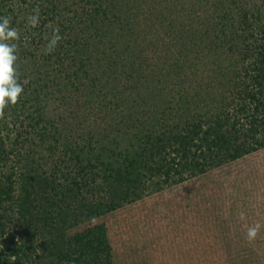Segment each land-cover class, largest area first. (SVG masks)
Masks as SVG:
<instances>
[{
  "label": "trees",
  "instance_id": "1",
  "mask_svg": "<svg viewBox=\"0 0 264 264\" xmlns=\"http://www.w3.org/2000/svg\"><path fill=\"white\" fill-rule=\"evenodd\" d=\"M41 1V7H57L51 13L57 18L53 29L59 28L63 39L51 55L62 60L63 72L54 74H65L66 106L84 102L89 113L90 103L99 107L91 114L79 107L87 116L86 131L71 126L75 125L73 115L66 118L72 121H65V126L70 124L65 131L49 120L45 131L36 129L37 135L24 137L30 149L45 144L47 137L70 144L69 137L78 136L93 150L84 160L91 161L93 153L98 156L110 172L107 184L116 193L132 183L151 189L177 184L264 148V0ZM5 2L0 0V17H11V13L4 15L9 11ZM22 13L15 14L22 17ZM17 18L11 20L20 33L17 55L23 56L21 61L29 57V63L40 52L44 54L46 40L36 39L37 28L27 27V18L20 22ZM31 72L26 85L36 88L22 94L17 104L25 106L33 97L46 114L47 100L56 91L55 80ZM26 141L18 140L20 149L13 152L26 167L19 173L23 188L18 193L32 206L40 201V208L43 198L34 192L36 181L47 176L54 191L64 184L58 181L61 176L45 175L40 166L35 167V152L22 150ZM11 154L5 148L0 162ZM17 169L6 171L4 180L17 174ZM12 179L17 182L18 178ZM2 182L0 193L7 192ZM65 196L56 191L49 200L63 210L59 201ZM131 199L123 194L109 206ZM43 200L48 202L46 196ZM1 201L0 197V221L6 210L1 214ZM25 222H15L0 233V264H13V256L14 264H64L60 246L49 251L42 244L39 253L30 241V230L23 228ZM13 226L20 228L17 236L5 237Z\"/></svg>",
  "mask_w": 264,
  "mask_h": 264
},
{
  "label": "rangeland",
  "instance_id": "2",
  "mask_svg": "<svg viewBox=\"0 0 264 264\" xmlns=\"http://www.w3.org/2000/svg\"><path fill=\"white\" fill-rule=\"evenodd\" d=\"M5 1V5H9L5 10L9 11L6 10L4 15L11 13V20L18 16V22L25 21L24 18L38 6L40 19L35 27L37 30H34L36 39L51 35L53 25L57 23L56 16L52 17L51 13H55L57 7L53 9L51 4L41 7L44 2L41 0H12L15 5H11V0ZM18 11L23 12L22 17L15 14ZM30 39L28 37L29 42ZM28 53L34 54L33 51ZM45 55L40 52L29 63H26L29 57L21 61L23 56H19L16 67L25 95L28 90L36 88V85L30 88L26 85L32 70L43 73L49 81L55 80L52 86L55 94L47 100L46 106L44 102L46 114H43L41 102L31 97L25 101V106L10 105L0 117V159L5 148L12 153L10 159L0 162V181L7 190L0 193L1 214L6 208L0 221L1 235L10 225L25 220L23 228L30 230V241L38 246L39 253L42 244L49 251L60 246L64 264H264V148L177 184L151 189L132 183L120 187L115 193V188L107 184L111 180L110 172L97 160L98 156L93 153L91 161L84 160V155L93 150L78 136L75 139L69 137V142L73 139L72 144L54 143L47 137L46 143L38 148L30 149L27 145L24 137H33L39 130L45 131L49 120L59 123L64 131L70 127V124L65 126V121L72 120L75 125L71 126L88 130L87 116H82L81 111L86 107L87 111L83 113L91 114L99 107L90 103L91 113L84 102L68 108L65 104V74H61L62 77L54 74L63 72L62 60L51 54H47L51 57L44 60ZM70 115L73 119H66ZM94 118L89 117V122ZM20 139L26 141L23 152L26 153L27 148L35 152L38 160L35 167L40 166V172L45 175L61 176L58 181L64 184L63 188L58 186L54 191L47 176L39 178L34 192L36 196L48 199V202L41 199L43 206L40 208V201L33 203V207L22 195L19 196L23 188L19 173L26 167L13 152L19 151L16 142ZM82 150L84 152L78 158ZM14 166L18 169L12 178H18L17 182L12 178L4 180L5 172ZM56 191L59 195L66 194L59 201L63 210L49 200ZM123 194L133 199L117 207L109 206L111 200L117 201V197ZM29 210L31 213L27 212ZM242 212L244 220L240 219ZM45 217L49 219L44 220ZM256 223L262 227L257 240L250 244L246 239L247 227ZM9 231L5 237L17 236L20 228L13 226ZM0 241L1 248L2 238Z\"/></svg>",
  "mask_w": 264,
  "mask_h": 264
},
{
  "label": "clouds",
  "instance_id": "3",
  "mask_svg": "<svg viewBox=\"0 0 264 264\" xmlns=\"http://www.w3.org/2000/svg\"><path fill=\"white\" fill-rule=\"evenodd\" d=\"M39 7L33 9V14L27 17V27L35 28L39 24ZM46 44L44 53L51 54L58 47L59 42L63 39L60 35L59 28H54L51 35H45ZM20 41L19 31L11 26L10 17H0V117H3L7 107L15 106L23 94V86L19 82L17 72L18 60V42ZM240 219L244 220V213H240ZM261 224L256 223L247 227L246 239L252 244L260 233ZM13 264L16 259L12 258Z\"/></svg>",
  "mask_w": 264,
  "mask_h": 264
}]
</instances>
